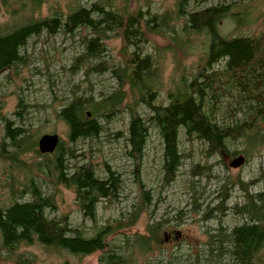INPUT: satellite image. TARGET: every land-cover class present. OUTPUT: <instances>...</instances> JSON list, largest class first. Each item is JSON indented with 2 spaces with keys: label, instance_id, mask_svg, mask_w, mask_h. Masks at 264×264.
<instances>
[{
  "label": "trees",
  "instance_id": "obj_1",
  "mask_svg": "<svg viewBox=\"0 0 264 264\" xmlns=\"http://www.w3.org/2000/svg\"><path fill=\"white\" fill-rule=\"evenodd\" d=\"M88 1L91 2L89 6H84L75 0L65 14L50 9L48 17L35 18L45 0H16L18 8L11 11V22L0 25V76L26 65L25 48L29 39L43 34L73 36L77 32H85L87 35L80 39L82 52L73 60L69 72H81L86 81L94 74H109L115 81V88L107 94L93 97L86 92L78 95L72 91L59 100L52 98V102L61 103L55 112L56 118L68 128V144L60 140L53 154L41 155L37 151L33 123L29 118L35 107L27 105L22 96H17L15 119H2L0 161L25 177V183H17L11 177L9 204L0 206V246L7 254L5 258L0 257V262L4 264H38L34 257L17 253L19 246L35 244L76 257L99 253L97 264H134V243L138 241L145 246L141 252L152 247L160 248L167 227L166 221H153L146 227L145 235L125 237L120 245L109 242L111 237L134 227L151 207L152 197L141 179L149 128L153 127L161 139L162 183L170 186L184 158L179 149L180 130L187 141L194 139L203 144L208 156L222 157L229 153L226 142L244 138L245 128L250 127L247 123L218 127L204 108L207 98L218 102L231 96L236 88L257 91L258 86L262 87L261 83H264V33L259 37H223L218 31L225 20L233 22L236 28L249 24L245 10L240 11L231 5H215L187 11L188 0H179L172 16L167 12L151 14L150 11L132 10V0ZM200 35L205 39L201 57L205 68L198 70L188 82L180 79L174 90L167 94V105H156L157 61L144 54V46L151 38H165L169 42L165 48L168 52L185 57L191 53L185 49L191 37ZM117 38L121 40V62L112 57L106 59V42ZM222 62V70H213ZM258 97L263 105L251 116L250 124L256 132L259 124H264V89ZM121 107L129 115L125 139L127 156L132 162L140 201L130 211L86 238L80 229L72 227L67 216L48 217V213L56 211L57 206L47 185L72 192L83 218L92 222H95L101 202L112 204L120 199V174L105 165V177L101 179L89 162L70 165L73 154L69 145L99 138L103 132L99 119L109 118ZM139 108L148 111L146 120L139 115ZM196 169L193 176L202 175L204 169L201 173ZM242 187L247 192L246 185ZM220 194V203L208 215L213 211L223 215L226 210L224 204L228 197ZM245 198L244 205L234 206L231 211L235 216L246 218V223L228 233L219 228L216 234L209 235L206 250L202 253L205 264L219 263L223 259L226 264L256 263L255 256L264 245V193L246 195ZM199 207H194L195 213ZM167 257L165 264H172L177 259L175 253ZM201 262L197 256L192 264ZM159 264H163V260Z\"/></svg>",
  "mask_w": 264,
  "mask_h": 264
},
{
  "label": "rangeland",
  "instance_id": "obj_2",
  "mask_svg": "<svg viewBox=\"0 0 264 264\" xmlns=\"http://www.w3.org/2000/svg\"><path fill=\"white\" fill-rule=\"evenodd\" d=\"M16 0H0V25L11 22V11L18 8ZM36 17L44 18L50 15V9H57L63 14L75 0H45ZM179 0H132V10L150 11L151 14L167 12L174 16ZM81 5L89 6L88 0H78ZM215 5H231L249 15V24L236 28L229 20L223 21L218 31L223 37H259L264 33V0H188L187 11H198ZM21 17H16L19 20ZM178 26V24H177ZM85 32H77L73 36L62 33L29 39L25 48L26 65L13 69L0 76V142L3 137L2 119L14 120L18 98L22 96L27 105L32 107L30 115L36 140L43 135L56 134L67 145L68 128L64 122L56 118L55 112L61 103L59 100L74 91L78 95L86 92L98 96L107 94L115 88V81L109 74L91 75L88 81L81 72H69L73 60L82 52L80 39ZM165 38L154 37L144 46V54L151 55L157 61L158 78L156 105H167V94L174 90L180 79L185 82L192 79L205 65L201 57L205 39L202 35L192 36L186 50L191 53L183 57L176 53L172 55L165 48L168 46ZM107 57L121 62L119 38L108 40L105 44ZM175 46V45H174ZM175 56V57H174ZM224 62L213 70H222ZM258 90L248 88L243 91L236 88L231 96L224 97L218 102L207 98L205 111L211 120L221 128L249 124V130L244 138L237 141H227L229 153L224 156L205 154L206 147L192 139L186 140L184 132H179V149L183 155L182 165L175 181L170 186L162 183V143L154 128H150L146 144L141 179L145 190L152 197L148 213L143 214L136 225L124 230L109 239L110 243L120 245L125 237L145 235L146 227L153 221H166V230L162 236L160 248L152 247L147 252H141L145 247L142 243H134V264H163L167 255L175 253L177 259L172 264H192L206 250L209 235L216 234L219 228L224 233L246 223V218L235 216L231 208L244 205L246 195L264 193V124H259L258 131L252 130L251 116L263 105ZM262 88V89H261ZM139 115L145 120L148 111L138 109ZM103 132L96 139L81 140L69 145L73 159L70 165L91 163L96 175L105 177V165L110 170L120 174L122 191L120 199L112 204L101 202L98 205L95 222L84 219L74 201L72 192L63 188H55L48 184L47 188L55 196L56 211L48 213L49 218L67 216L72 227L82 231L84 237H92L95 232L107 223L118 219L121 214L130 211L132 206L140 201V191L132 174V162L127 156L128 146L125 141L128 131L129 115L123 107L118 108L107 119H99ZM255 128V127H253ZM252 130V131H251ZM203 168L202 175L193 176L195 168ZM199 171V170H198ZM11 177L17 183H25L21 172H15L0 161V206L9 204L8 185ZM246 185L247 192L243 190ZM220 193L228 197L224 204L223 215L213 211L220 203ZM26 199V198H25ZM200 206L198 213L194 207ZM208 216V217H206ZM138 242V243H137ZM1 244V243H0ZM17 253L34 257L38 264H97L99 253L86 257H76L65 251L47 250L37 244L19 246ZM6 252L0 246V257L5 258ZM255 264H264V245L255 256ZM0 264H4L0 262ZM6 264H8L6 262ZM214 264V263H212ZM215 264H226L222 260Z\"/></svg>",
  "mask_w": 264,
  "mask_h": 264
},
{
  "label": "water",
  "instance_id": "obj_3",
  "mask_svg": "<svg viewBox=\"0 0 264 264\" xmlns=\"http://www.w3.org/2000/svg\"><path fill=\"white\" fill-rule=\"evenodd\" d=\"M59 143L60 138L56 134L43 135L37 140V148L42 155L53 154Z\"/></svg>",
  "mask_w": 264,
  "mask_h": 264
},
{
  "label": "bare ground",
  "instance_id": "obj_4",
  "mask_svg": "<svg viewBox=\"0 0 264 264\" xmlns=\"http://www.w3.org/2000/svg\"><path fill=\"white\" fill-rule=\"evenodd\" d=\"M3 74V73H2ZM248 127V126H247ZM151 128H153V127H151ZM248 129H249V127L248 128H245V132L247 133V131H248ZM149 131H150V128H149ZM252 131V130H251ZM255 131V130H254ZM126 141V140H125ZM37 151H38V148H37ZM39 152V151H38ZM40 154V153H39ZM42 155V154H41ZM182 161H183V159H182ZM197 168L198 169H196V172H199V173H201V171L203 170V168H200L199 166H197ZM199 170V171H198ZM97 209H98V207H97ZM260 251V250H259ZM212 256H213V254H212ZM211 256V257H212ZM210 258V257H209ZM205 264V262H204V260L202 259V262H201V264Z\"/></svg>",
  "mask_w": 264,
  "mask_h": 264
}]
</instances>
